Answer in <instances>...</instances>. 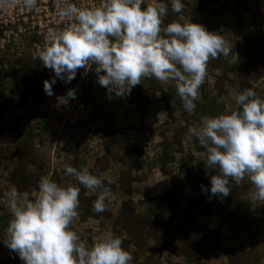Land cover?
I'll list each match as a JSON object with an SVG mask.
<instances>
[{
	"label": "clouds",
	"instance_id": "obj_1",
	"mask_svg": "<svg viewBox=\"0 0 264 264\" xmlns=\"http://www.w3.org/2000/svg\"><path fill=\"white\" fill-rule=\"evenodd\" d=\"M20 2L0 0V11ZM22 3L34 9L38 0ZM169 6L179 19L163 25ZM183 9V0H99L81 7L56 0V14L72 22L60 30L49 28L44 46L33 53L54 73L43 82L45 94L53 95L57 78L69 83L78 69H92L96 82L116 97L130 94L141 78L172 82L183 109L192 114L209 59L228 57L231 48L218 32L185 18ZM75 97V88H69L57 102ZM235 104L236 109L202 117L200 127L188 129L206 150V175L215 170L210 187L202 190L222 199L230 193V181L239 185L247 178L251 198L264 201V99L246 88L235 96ZM64 173L76 183L58 184L42 176L32 191L12 186L0 194V205L11 213L0 239L23 264H130L132 255L119 236L104 233L88 245L70 227L79 215V185L96 193L92 211L102 213L113 198L111 179L70 164Z\"/></svg>",
	"mask_w": 264,
	"mask_h": 264
},
{
	"label": "trees",
	"instance_id": "obj_2",
	"mask_svg": "<svg viewBox=\"0 0 264 264\" xmlns=\"http://www.w3.org/2000/svg\"><path fill=\"white\" fill-rule=\"evenodd\" d=\"M191 1L198 6L196 10L198 15H193V21L203 24L209 31L214 32L218 24L222 22L221 16L214 15L218 9L213 3L217 0ZM220 6L224 4L220 3ZM235 6L232 8L233 13L240 15L238 8L242 6L248 14V19L252 21L248 33L243 37L244 47L241 48V45L236 42L233 49V56L240 61L237 86L240 92L246 88H252L259 98L264 99V0H235ZM188 13L184 6L182 15L187 18L191 16ZM177 19L179 14H174L169 9L164 23L166 25ZM244 21L245 18L239 16L237 26L242 27ZM224 26L228 27V23L225 22ZM30 38L27 37L26 45H29ZM33 53L27 48L21 53L18 52L12 63H9L8 71L0 72V116L7 112L10 101L18 106L30 107L39 103L46 95L43 82L46 79L51 80L54 73L44 67L38 58L34 59ZM217 59L220 63L216 67L222 69V73L214 75L215 93L213 95L210 93V97L204 92L205 98L196 100L194 112L188 113L184 124H178V126H175L177 119L171 112L174 105L181 107L182 103L172 82L162 85L154 78H141V83L134 86L130 94L125 95L126 103L123 102L122 97L114 96L106 87H101L96 82L97 74L94 70H91L93 72L91 80L83 78L84 69H78L75 78L69 83L57 78L53 85L54 90L60 86H75L80 82L85 88L82 95L83 104L93 106L94 111L98 109L103 112L101 117H95L96 120L102 117L104 119L97 121L92 131L93 136L101 139L100 143L104 150L101 155L95 156L88 169L93 174H102L114 163L122 164L123 151L128 150L127 142L131 138L137 140L142 135V141L136 145L139 156L144 155V142L152 138L157 140V145L161 148L155 162L156 168L169 178L170 188L167 190L152 193L147 189L144 198L136 202L132 198L133 183L141 181L143 177L134 174L135 172L126 166L121 167L120 180L110 185L113 193L111 202L108 203L104 212L95 213L92 211V204L96 199V193L87 194V189L79 185L78 213L82 224L100 220L101 217L112 219V234L119 236L123 242L122 246L136 258L139 255L140 246H145L147 241L153 243L148 248L150 255L146 260H140L139 264H155L154 256L160 253L168 254L162 264H185L180 260L181 256H184L185 262L189 264H205L207 258L220 254L225 257L224 264H253L251 250L244 251V243L234 245L230 237L229 239L225 237V231L240 227L247 238L259 237L261 227L255 217L258 215L264 217V201L251 198L252 186L247 178L239 185L230 181V193L222 199L203 191L202 186L210 187L209 178L215 174V170H208L206 175L204 162L206 150L199 145L196 137L188 132L190 125H195L196 128L202 125V117L216 116L229 110L226 103L219 100L221 94L227 90L226 83L230 79L229 67L226 62L221 61L220 57ZM208 63L213 64L212 61ZM155 92H160V95L157 96ZM105 98L110 100V107H113V110L104 112L103 108L100 109V101ZM151 107H160L166 111V119L158 130L150 124L149 108ZM117 108H123L124 115L134 114L137 121L128 122L122 119L120 124L115 125V109ZM14 131L11 141L7 143L8 147L5 146L0 150V164L3 159L9 162L5 168L7 170L5 185L9 189L15 186L19 191H32L37 188L40 178L45 176L43 167L35 154V140L39 135L38 127H29L26 133ZM169 133H171L170 136ZM84 137L87 139V136ZM6 140L4 133L0 132V142L5 144ZM200 152L205 154V158L195 164L193 157ZM177 154L183 155L182 162L178 163ZM78 164L76 157L72 166L81 169ZM63 175V178L67 179L68 176L64 172ZM117 191L127 196V199L117 201L114 198ZM0 192L2 194L4 191ZM139 205L145 206V212L138 211ZM182 206L184 211L181 213ZM4 208L5 206L0 205V210ZM7 217L4 215L0 218V238L5 236ZM70 227L72 228V223ZM133 245L138 247L134 252L131 250ZM13 261L23 264L19 256L0 239V263L11 264Z\"/></svg>",
	"mask_w": 264,
	"mask_h": 264
},
{
	"label": "rangeland",
	"instance_id": "obj_3",
	"mask_svg": "<svg viewBox=\"0 0 264 264\" xmlns=\"http://www.w3.org/2000/svg\"><path fill=\"white\" fill-rule=\"evenodd\" d=\"M84 1V3L86 4L87 2H92L93 5L87 6H94L99 2V0ZM183 2L185 8L189 12L188 14L191 15L187 16V18H191L193 20V15H198L196 11L198 9L197 4L191 0H183ZM220 3L224 4V6L221 7ZM213 4L219 11H216L214 15L222 17L220 18L222 20L221 24H218L214 32H218L219 35L223 36L231 48V53L228 57L220 56L221 61L228 64L230 79L226 83V92L221 94L219 100H223L229 109H233L237 107V105L235 104V96L240 93L236 82L240 61L237 57L233 56V49L235 48L236 42L241 45V48L244 47L243 37L248 33L252 21L248 19V14L247 12H245L242 6L238 8V14L240 13V15H236L235 13H233L232 8L236 7L235 0H217V2ZM51 13L52 15L55 14L54 11H51ZM239 16L245 18L244 25L240 28L236 24ZM205 17L207 18V16H204V18ZM59 20H54L50 17V21L44 28V33L40 35V37L35 36L33 40H28L29 45L25 44L27 38L21 41H13L9 46L10 54L12 51V56H10L11 62H9L12 63L14 56L18 52L21 53L22 50L26 48L31 50L32 52H35L37 48H42L45 44L44 36L49 28L60 30L72 22V20L67 17L66 22L64 23H59ZM225 22L228 23V27L224 26ZM163 25H165L164 21ZM209 61H212L213 64H207V75L198 90V100H202L205 98L204 92L207 95H209L210 93L213 95L215 93L213 89V82L215 80L214 75L222 73V69L216 67L217 64L220 63L219 59L210 58ZM9 62H7V65L10 68ZM91 70L92 69H89L87 70V72H85L84 69L83 78L91 80L93 76V72H91ZM69 88H75L76 97L74 99H70L67 103L58 104L57 97L66 95ZM86 90H89L88 86ZM84 91V86L81 85L80 82H78L75 86L69 85V87H57L53 90L52 96L44 95L39 103H36L35 105L30 107L18 106L16 103L10 101L7 112L0 116V132H3L4 137H6L7 139L5 144H2L0 142V150L5 146L8 147L7 143L11 141L10 138L12 137L11 135L13 134V132H15L14 130L26 133V130H28L29 127H38L39 132L37 131V133L39 135L36 137L37 140H35V154L40 161L41 166L43 167L42 169L45 172V176H48L58 184H66L69 181L74 183L75 180L72 177L68 176L67 179L63 178L65 165H73V160L77 157L79 163L78 166H80L81 169H89V167L93 163V159L95 158V156L101 155V153L104 152L102 144L100 143L101 139H99L98 137L96 138L92 134V131L97 125V121L99 122L104 119L102 117L101 119L96 120L95 117L97 116L98 118V116H100L103 112L98 109L94 111L93 106L83 104L84 100L82 95ZM122 99L124 103L127 102L125 96H122ZM196 100L194 102H196ZM100 103V109L103 108L104 112L108 111L109 109L113 110V107H110V100H106L105 98L103 99V101H100ZM115 110V125H118L117 123L120 124L122 119L128 120V122L137 121V117L134 114L132 115L129 113L124 115L123 108H117ZM149 111L151 113L150 124L153 128H155V130L160 129V126L163 125V122L166 119V111L160 107H152ZM171 114L177 119V121H175V126H178V124H184L188 115V113L183 109L182 106L178 107L177 105L173 106ZM171 121L173 120H170V122ZM189 128L196 127L195 125H190ZM170 135L171 133H169V136ZM84 136H87V139ZM141 138L142 135H140L137 140L136 138H131L130 141L127 142L128 150L123 151L124 162H122V164L119 163V165H116V163H114V168L112 167L113 171L116 172V169L118 170L121 169V167L126 166L133 172H135L134 174L141 175L142 177H149L151 175L154 176L156 173H158V176H163V174L156 168L155 161H157L156 159L161 150V148L157 145V140L155 138H152L153 140L150 139V141H145L143 144L144 155L139 156L137 153L138 151L136 149V145H138L139 142L142 141ZM202 158H205V154L203 152H200L193 157V162L197 164L198 161ZM182 160L183 155L177 154L178 163L182 162ZM8 164L9 162L6 161V159H3L2 163L0 164V191H7L9 189L5 185V176L7 173V170L5 168ZM93 193L94 192L87 189V194ZM118 195L119 193L117 192V201L122 198ZM183 211L184 206L180 208V212L182 213ZM141 212H145V209ZM195 213L198 212L195 211ZM4 215L8 216L5 219V222L9 223L11 213L6 206L4 210H0V218ZM79 219L80 217L78 215V217L73 220L71 229L75 231L88 245H91L95 239L99 238L104 233L112 234V219L101 217L100 220H92L84 224H82ZM255 220L261 227L260 236L256 239H253L251 237L247 238L246 233L240 227L229 228L228 231H225V237H227L228 239L230 237V240L234 245L244 243V251L247 252L251 250L253 264H264V217L258 215L255 217ZM152 244L153 243H151L150 241H147L145 243V246H140V248H138L136 245L131 246V250H133V252L134 250H137L136 248L139 249V255L136 258L131 253L132 261H130V264H139L140 260H146L150 255L148 248H150L149 246H151ZM167 256L168 254L166 253L156 254L154 256L153 262L155 264H162ZM224 258L225 257L222 254H220L219 256H213L212 258H210V260L207 259L205 264H224ZM11 264L22 263L13 261Z\"/></svg>",
	"mask_w": 264,
	"mask_h": 264
},
{
	"label": "built area",
	"instance_id": "obj_4",
	"mask_svg": "<svg viewBox=\"0 0 264 264\" xmlns=\"http://www.w3.org/2000/svg\"><path fill=\"white\" fill-rule=\"evenodd\" d=\"M68 2L77 7L93 5L92 2L84 3V0H68ZM51 11L55 14L52 15ZM50 17L54 20L60 19L59 23L66 22V17H59L56 14V0H38L37 7L34 9H26L21 0L12 8L0 11V72L7 70V62L12 56V51L11 54L9 51L12 42L21 41L28 36L32 40L35 36L40 37Z\"/></svg>",
	"mask_w": 264,
	"mask_h": 264
},
{
	"label": "crops",
	"instance_id": "obj_5",
	"mask_svg": "<svg viewBox=\"0 0 264 264\" xmlns=\"http://www.w3.org/2000/svg\"><path fill=\"white\" fill-rule=\"evenodd\" d=\"M252 25V23H251ZM152 108V107H151ZM150 110V108H149ZM114 165H111L109 169L106 171L102 172L105 176L109 177L112 182H118L120 180V169H116V172L113 171L112 167L114 168ZM134 186V194L132 198L138 202L139 200H142L145 196V190L149 189L150 192L152 193H157L160 191H164L170 188V181L168 176H158V173H156L154 176L151 175L149 177H143L141 181H136L133 183ZM119 193L118 196L122 197L120 200H125L127 199V196L123 195L120 191H117ZM114 195V198H116V194ZM117 196V197H118ZM145 209L144 205H139L138 206V211L141 212L142 210ZM212 258V257H211ZM210 260V258H207ZM205 260V262L207 261ZM180 260H182L185 264H189L186 261V258L184 256H181Z\"/></svg>",
	"mask_w": 264,
	"mask_h": 264
}]
</instances>
